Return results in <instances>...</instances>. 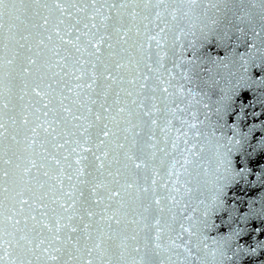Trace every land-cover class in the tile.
I'll list each match as a JSON object with an SVG mask.
<instances>
[{"label": "snow or ice", "instance_id": "6c2138e0", "mask_svg": "<svg viewBox=\"0 0 264 264\" xmlns=\"http://www.w3.org/2000/svg\"><path fill=\"white\" fill-rule=\"evenodd\" d=\"M257 106L264 0H0V264L258 256Z\"/></svg>", "mask_w": 264, "mask_h": 264}, {"label": "water", "instance_id": "95a60500", "mask_svg": "<svg viewBox=\"0 0 264 264\" xmlns=\"http://www.w3.org/2000/svg\"><path fill=\"white\" fill-rule=\"evenodd\" d=\"M232 43L235 44L236 40L235 38L232 39ZM243 41L237 45V47L234 49V51L243 52ZM213 51H217L213 49ZM251 99L250 95L247 93H242L239 97L238 103H243L244 105H247L248 101ZM254 112L261 113L259 116H253ZM261 121H264V109H261L260 107L255 108H247L245 107L244 110V116L243 119L240 121V127L242 130H247V128L250 125L258 124ZM233 119L229 118V123H232ZM258 135V134H257ZM264 160V155H260L257 159L249 161L251 168L255 172L259 167V162ZM254 179L253 177L249 178ZM261 189L258 188H245V187H236L234 189H231L228 194V200L229 203L236 202L240 205L241 211H244L246 209V201L249 199H252L255 197ZM235 198V201L233 200ZM247 234L242 236L238 243L244 246L251 247L254 243L253 237L255 236L256 241H264V220H251L247 225ZM257 229H259V234L257 235ZM226 228H220L219 234H223L226 232ZM264 262V251L260 252V254L256 257H244L241 260V264H262Z\"/></svg>", "mask_w": 264, "mask_h": 264}]
</instances>
